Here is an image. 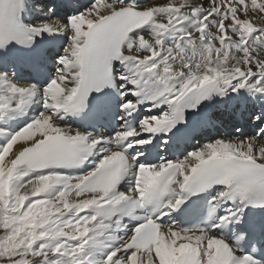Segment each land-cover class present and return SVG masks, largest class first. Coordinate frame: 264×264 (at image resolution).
Wrapping results in <instances>:
<instances>
[{"label": "snow or ice", "instance_id": "6c2138e0", "mask_svg": "<svg viewBox=\"0 0 264 264\" xmlns=\"http://www.w3.org/2000/svg\"><path fill=\"white\" fill-rule=\"evenodd\" d=\"M0 264H264V0H0Z\"/></svg>", "mask_w": 264, "mask_h": 264}]
</instances>
